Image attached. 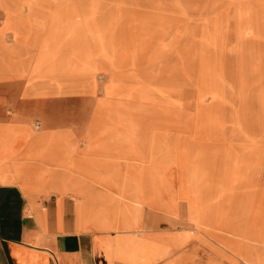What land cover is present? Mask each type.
Returning a JSON list of instances; mask_svg holds the SVG:
<instances>
[{
    "label": "rangeland",
    "instance_id": "rangeland-1",
    "mask_svg": "<svg viewBox=\"0 0 264 264\" xmlns=\"http://www.w3.org/2000/svg\"><path fill=\"white\" fill-rule=\"evenodd\" d=\"M0 85L80 91L89 133L129 139L97 163L177 170L161 190L163 207L187 200V217H165L177 251L131 263L264 264V0H0ZM43 150L59 157L56 142Z\"/></svg>",
    "mask_w": 264,
    "mask_h": 264
},
{
    "label": "crops",
    "instance_id": "crops-1",
    "mask_svg": "<svg viewBox=\"0 0 264 264\" xmlns=\"http://www.w3.org/2000/svg\"><path fill=\"white\" fill-rule=\"evenodd\" d=\"M86 105L80 91L35 94L0 85V129L10 132L4 140L10 157L0 156V264H163L130 263L122 252L134 258L166 244L174 248L170 257L176 253L178 234L165 217L173 209L187 217L188 204L174 197L173 209L163 207L161 190L168 183L176 188L177 170L97 163L111 155L104 147L127 146L129 139L89 133V118L80 116L92 109ZM32 119L42 120L41 129ZM131 140L146 145L144 137ZM48 141L57 143L58 158L37 156ZM13 159L25 163L10 167ZM139 183L140 191L125 190Z\"/></svg>",
    "mask_w": 264,
    "mask_h": 264
},
{
    "label": "bare ground",
    "instance_id": "bare-ground-1",
    "mask_svg": "<svg viewBox=\"0 0 264 264\" xmlns=\"http://www.w3.org/2000/svg\"><path fill=\"white\" fill-rule=\"evenodd\" d=\"M155 146H156L155 145V140H153L152 149H154ZM231 238L234 241H236L237 243L247 245L249 247V250H252L251 248L256 247V245H258V243H259L258 239H256L255 237L242 235L240 233H238L236 235H232ZM159 252H162V251H159V250L158 251H153L151 249L143 250L139 254H136V256L134 258H132L131 252L128 251L126 248H124V250L122 252V255H123V258H125L127 261H129L131 263L133 260L135 262H138L140 260H144L145 261V260H147L148 258L151 257L150 256L151 253H153V254H151L153 256L155 254L157 255V253L159 254Z\"/></svg>",
    "mask_w": 264,
    "mask_h": 264
}]
</instances>
